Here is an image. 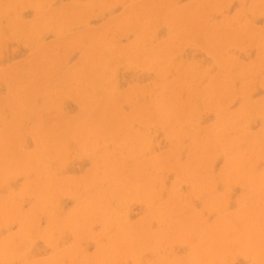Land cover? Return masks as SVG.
Masks as SVG:
<instances>
[{
    "label": "rangeland",
    "instance_id": "rangeland-1",
    "mask_svg": "<svg viewBox=\"0 0 264 264\" xmlns=\"http://www.w3.org/2000/svg\"><path fill=\"white\" fill-rule=\"evenodd\" d=\"M0 209V264H264V0H0Z\"/></svg>",
    "mask_w": 264,
    "mask_h": 264
},
{
    "label": "bare ground",
    "instance_id": "bare-ground-1",
    "mask_svg": "<svg viewBox=\"0 0 264 264\" xmlns=\"http://www.w3.org/2000/svg\"><path fill=\"white\" fill-rule=\"evenodd\" d=\"M94 83H96V82H93L92 84H94ZM92 86H94V85H92ZM97 88H98V87H97ZM98 94H99V93H98ZM93 96H94V95H93ZM107 97H109V96H107ZM101 98H102V97H101ZM94 99H95V97H94ZM105 99H107V98H105ZM103 100H104V98H103L102 100H100V103H98V104L103 103V102H102ZM98 101H99V100H98ZM107 101H108V100H105V102H107ZM98 104H96V105H98ZM98 106H99V105H98ZM46 194H47V193H46ZM48 194H49V192H48ZM39 196H40V195H39ZM43 196H44V195H43ZM48 196H49V195H48ZM47 198H48V197H47ZM43 199H44V198H43ZM43 199H42V200H43ZM42 205H43V204H42ZM0 210H1V209H0ZM0 213H1V212H0ZM108 216H109V215H108ZM105 217H106V216H105ZM102 221H103V219H102ZM21 223H22V222H21ZM25 227H26V226H25ZM128 230H129V229H128ZM125 235H126V234H125ZM126 236H127V235H126ZM126 236H125V238H126ZM130 237H131V236H130ZM130 237H129V238H130ZM13 239H14V238H13ZM131 239H132V237H131ZM110 240H111V239H110ZM126 240H127V239H126ZM25 241H26V240H25ZM13 242H14V241H13ZM130 242H131V241H130ZM110 243H111V242H110ZM110 243H109V244H110ZM128 244H129V243H128ZM16 247H18V246H16ZM20 247H21V246H20ZM20 247H19V249H20ZM22 247H23V246H22ZM16 249H17V248H15V250H16ZM24 249H25V248H24ZM29 249H30V248H29ZM103 249H104V248H103ZM3 250H4V249H3ZM20 250H22V248H21ZM113 250H114V249H113ZM16 251H17V250H16ZM16 251H15V252H16ZM127 251H128V250H127ZM127 251H126V252H127ZM18 252H19V251H18ZM104 252H105V250H104ZM249 252H250V251H249ZM16 253H17V252H16ZM25 253H27V251H26ZM25 253H24V254H25ZM247 253H248V252H247ZM17 255H18V254H17ZM25 255H26V254H25ZM20 256H22L21 253H20ZM11 258H12V257H11ZM210 258H211V259H214V258H212V257H210ZM210 258H208V261H209ZM29 260H30V259H29ZM49 260H50V259H49ZM219 260H220V259H219ZM5 261H6V260H5ZM1 262H2V261H1ZM210 262H212V261L210 260ZM11 263H12V262H11ZM11 263H10V264H11ZM36 264H37V263H36ZM258 264H259V263H258Z\"/></svg>",
    "mask_w": 264,
    "mask_h": 264
}]
</instances>
